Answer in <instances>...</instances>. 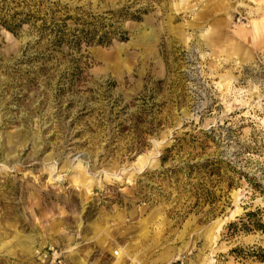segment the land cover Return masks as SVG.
<instances>
[{"label": "rangeland", "instance_id": "rangeland-1", "mask_svg": "<svg viewBox=\"0 0 264 264\" xmlns=\"http://www.w3.org/2000/svg\"><path fill=\"white\" fill-rule=\"evenodd\" d=\"M119 249L264 264V0H0V264Z\"/></svg>", "mask_w": 264, "mask_h": 264}, {"label": "bare ground", "instance_id": "bare-ground-1", "mask_svg": "<svg viewBox=\"0 0 264 264\" xmlns=\"http://www.w3.org/2000/svg\"><path fill=\"white\" fill-rule=\"evenodd\" d=\"M25 135V134H24ZM117 255V261H116V264H120V262H122L123 258H124V255H125V250H120L116 253Z\"/></svg>", "mask_w": 264, "mask_h": 264}]
</instances>
